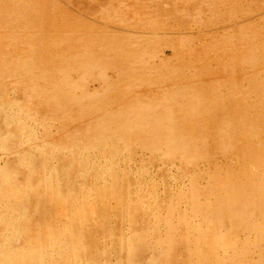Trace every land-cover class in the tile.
Wrapping results in <instances>:
<instances>
[{"label": "rangeland", "instance_id": "1", "mask_svg": "<svg viewBox=\"0 0 264 264\" xmlns=\"http://www.w3.org/2000/svg\"><path fill=\"white\" fill-rule=\"evenodd\" d=\"M0 264H264V0H0Z\"/></svg>", "mask_w": 264, "mask_h": 264}]
</instances>
